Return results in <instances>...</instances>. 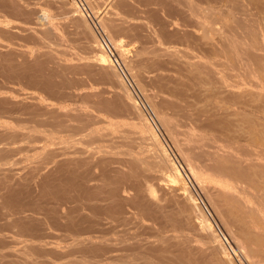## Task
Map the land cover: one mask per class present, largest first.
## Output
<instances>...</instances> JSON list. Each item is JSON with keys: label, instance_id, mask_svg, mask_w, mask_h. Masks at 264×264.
Instances as JSON below:
<instances>
[{"label": "bare ground", "instance_id": "1", "mask_svg": "<svg viewBox=\"0 0 264 264\" xmlns=\"http://www.w3.org/2000/svg\"><path fill=\"white\" fill-rule=\"evenodd\" d=\"M54 1L61 4L65 3V0ZM108 1L110 3V0ZM113 1L112 4L115 7L124 8L128 12L137 11L139 6L142 7L143 10L141 11L147 13L148 17H145L144 22H133L134 24L131 26L136 25V29L137 26L146 27L145 29L147 30L144 32L151 30L150 37H153V35L158 36V40H160V31L164 32L169 26H172L174 28L173 31L181 28L184 32L182 31L183 33H180L181 35L179 36V34L175 33L176 30L172 32L170 29L171 33L169 35L166 33L169 39L170 37H179L188 40L190 37L192 38L191 34L193 33L191 32H194L192 28H195L201 30L202 33L196 37L197 41L210 39L220 44V48H211L210 52L213 56L233 55L232 60H234L235 64L231 60H228L230 64H220L214 60L213 56H207L205 52L203 53L200 50L198 55L188 54L187 51L184 52L183 49L176 48V46L167 45L166 47L163 46L164 48H160L159 44L162 40L158 41L160 42L158 44L160 49L154 50L151 48L153 51L149 49L151 54L153 52L152 56H154L153 58L151 57L152 62L156 63L159 56H163L167 58V62H172L178 66L179 76L174 78V80L172 78L166 79L167 83L165 82V84L160 81L159 75H145L149 70L141 58L149 52L145 49L135 53L139 57L136 55L137 58L134 61L124 62V64L134 70L132 77L135 84L143 92L144 97L148 100V105L155 112L165 132L174 142L189 174L193 178L198 179L206 171H210L211 174L225 177L231 181L228 184L229 188L225 184L224 186H213V189L209 187L212 189L211 191L203 184V180L198 179V183L204 187L205 195L212 202L219 215L228 226L233 228L234 239L241 251L245 254H250L248 255L249 257L251 255H260L264 258V142L258 141L259 144H263H261V147H256L255 145L258 143L249 140V137L243 139L244 136L253 133L250 127L254 125L260 126L262 123L258 121H264V95H262L264 92L259 94L252 92L256 90H248L246 87L250 86L264 91V0H195L194 3L188 0L176 1L188 7L186 12L189 15L192 14V16L197 17L191 22L186 19H180L181 23L178 25L176 24L178 19L175 16L176 12L172 1ZM73 4L76 5L74 0ZM30 5H34V3L31 4V0H0V11L6 12L5 15L25 16L26 21H24L27 24L42 26L48 18L45 14L46 11L43 10L41 12V10H37L33 6L30 7ZM71 5H68L70 6L68 10L64 8L66 15L69 13L72 15L74 12L80 11V9L76 11L77 5L73 6L74 8L76 7L75 9H71ZM149 5H155V7H150ZM94 6L92 8L97 9ZM93 17L94 19L97 18V24L99 23L104 30L107 29V31L105 30L107 33L109 32L108 29L114 33L127 31L130 26L126 27L118 22L116 24V19L98 15L96 12ZM121 17L120 20L122 19ZM137 17L136 19H138ZM70 19L72 23L74 20L76 23L79 22L81 28L85 30L87 42L89 43H87L88 49L90 50L87 49V46L86 49L91 51L88 53H92L91 61L84 62L81 66L64 67L57 59V54L63 53L58 49H52L40 37L42 32L44 35L45 28L32 27L29 36L40 45L39 47H49L50 50H37L38 56L36 58L32 60L24 59L21 62L16 60L17 54L21 53L20 51L17 53L12 48L5 52L0 51V75L9 79L8 82L16 80L23 83V80L26 79L27 82L25 81L24 85L21 84L22 86H28L30 90L31 88L44 90L50 96H69L72 98L75 95V98H80V102H82L81 98L83 97L81 93L75 94L66 90L71 89L76 84H74L76 82L74 79L65 75L66 72L76 73L81 70L90 74L99 73L105 79H109L112 76L115 86L120 88V91L114 92V96L110 101L93 100L89 103L87 100V103L85 102L86 105H83L85 104L83 103L82 106L78 105V108L75 106L77 119L83 123L79 126L67 124V119L61 117L59 112L52 107V110L44 111L47 116L46 125L50 128L39 131L36 127H33L29 133L21 134L20 140L28 143L26 148L21 150L32 152L25 159L28 157L38 158L40 156L42 160L25 174L26 178L22 175V180L20 177L16 178L14 176L15 173H13L15 165L19 163V161L13 160V156L18 151V148L13 146V144L17 142L20 134H18L17 130H13V132L6 130L7 132L5 133L0 132V174L3 176L0 180L1 185H3L0 188V190H3V192H0V220L5 219L4 223H0V231L8 230L16 236H26L30 241L33 239L38 240L42 245L49 244L44 239L55 237L56 232L62 234L69 232L77 236L83 235V238L74 240L75 245H80L79 248L82 254L79 259L73 261L74 264H227L224 259L216 255L219 248L217 245L219 241L218 235L213 232L210 223L204 218L203 212L198 208L194 196L187 191L186 185L182 181L179 167L166 154L155 133L148 125L144 124L139 106L122 83L115 64L113 65L115 60L110 58L103 47L104 45L97 39L95 32H93L90 24H88L81 13L71 16ZM14 21L12 22L11 19L7 18L1 19L0 17L1 36L4 33L9 39L14 38L13 35L22 28H19ZM127 22L129 24V20L126 21L125 19L124 23ZM187 28H191V32ZM139 30L141 29L139 28ZM128 31L130 33V30ZM177 31L179 32V30ZM38 33H40V36H38ZM109 34H106L107 37L111 36ZM109 38L110 41H107L112 43L110 45L114 47L116 40ZM120 43L122 42H116L114 49H117V46H121ZM125 51L122 52L124 53ZM7 55L15 57L12 58L10 56L11 58H7L5 57ZM121 58L124 61L127 60L125 56ZM192 58L197 60L189 61ZM147 59L150 61V57H147ZM231 71H236V73H230ZM56 78H59V80H56ZM237 78H240L242 82L240 79L236 80ZM152 81H155L158 87L156 93L161 91L160 88L164 86L166 92L173 98L183 102L184 106L182 107L176 100H162L163 105L154 102L155 94H146L147 92L145 91L148 85L153 83ZM239 86H243L245 90H237L236 88ZM6 88L8 89L9 87ZM147 91L149 92V90ZM247 95L258 99V106L262 109L261 116L251 114L252 112L250 113L242 108ZM8 99L7 96L0 94V122L19 124L21 123V110L27 106L23 100L17 101L15 99L23 105L19 108L18 104L15 105L16 102L15 104H13V101V103H10ZM31 100L33 101V98ZM57 102L59 103V101ZM181 111L201 133L191 134L178 131L175 117ZM102 112L109 116L111 120L107 119L108 117L106 119L102 118L100 116ZM118 116H126L143 122L139 132H136L139 135L140 144L136 155H133L132 151H120L118 149L120 145L113 142L105 146H100V144L95 148L92 147L93 149L90 148L91 150L87 149L89 143L96 142L95 140L98 141L101 137L110 135L114 129L104 127L90 129L87 134L83 135L85 138L88 137L87 140L84 137L79 139L73 137L77 132L84 131L85 128H81L85 126L100 123L116 126L117 121L114 118ZM57 126L61 127V129H57ZM121 131L127 132L128 130L122 129ZM61 132H65L67 134L66 137L61 138L57 135ZM177 134L184 136V143L181 144L183 139L179 140L176 138ZM79 137H81L80 134ZM222 139L227 144H224V141L222 143L224 145L217 144L220 140L222 142ZM239 140H243V142L251 141L248 142L251 147L249 148L246 145L247 143L240 145L238 143L240 142ZM189 142L199 143L198 147L201 148V151L197 155L193 154V146ZM36 143H42L43 145L37 146ZM58 143L63 145L61 150H56L55 147L52 148ZM77 144L84 147H77ZM205 146L211 150L202 149ZM120 154L129 157L119 158L118 155ZM195 159H198V164L195 163ZM48 164L53 166L50 169L51 172L46 171V173H49L46 175L42 174L43 177L38 179L36 188H30L29 186L32 185L31 180ZM95 168L99 169L98 173L94 172ZM53 173L57 174V176L54 174L56 177H51ZM97 180L100 182L98 186L89 184L91 181ZM54 181L58 183L56 182L55 185H52ZM29 183L31 184L29 185ZM27 184L28 186H25ZM21 185L25 186L24 190ZM21 187L22 189H20ZM128 190L131 193H128ZM124 193H128V195ZM25 196L30 198L27 203H24L26 201L23 202ZM70 199L77 202L72 204ZM93 199L105 200L107 203H91ZM128 206L134 209V213H130H132L133 217L135 216V219L137 218L136 223L139 225L143 219H149L152 224L147 227L152 230L157 229L161 232L165 230L176 231L181 227H186L190 231L197 233L206 229L207 235L204 237L205 247L202 249L191 248L189 245L190 238L187 236H181V238L171 236L167 238L160 234L157 236L156 241H146L142 244L137 241L136 244H141L139 247H142V250L124 257H116L113 254L116 251L115 242L113 243L111 238L105 237L108 232L104 230V225L110 220L127 222L128 217L126 215L129 212L126 209ZM148 223L143 222V225L145 224L146 226ZM108 224L107 228L110 227V224ZM153 224L157 226L155 227ZM145 231L143 233H146ZM96 238L98 241L95 240ZM127 240L126 238H121L117 241L123 244L127 243ZM17 242L23 243V241ZM17 242L14 244H17ZM9 243H0V247ZM31 245V242L26 243L24 247H30ZM219 245L225 248L222 243H219ZM36 248L41 249L42 247L41 245L32 247L33 250H36ZM255 261L253 263L257 264ZM18 262L20 263V261Z\"/></svg>", "mask_w": 264, "mask_h": 264}, {"label": "rangeland", "instance_id": "2", "mask_svg": "<svg viewBox=\"0 0 264 264\" xmlns=\"http://www.w3.org/2000/svg\"><path fill=\"white\" fill-rule=\"evenodd\" d=\"M131 1L133 2V0H131ZM166 1H172L173 4H174V10L176 12L175 16L178 19V21L176 22L177 25L179 23H181L180 19H186L188 22H191L193 19H197V17L192 16V14L189 15L186 12V11H188V7L183 6L182 4L176 2V1H180L181 2L183 0H166ZM188 1L191 2V3L192 2L194 3L195 0H188ZM47 2H48V4H46ZM74 2L77 5L76 11H79V9H80L79 12L83 15L85 20H87L88 24H90V27L93 29V32H95V36L97 37V39H99L100 43H102V45H104V43L102 41L104 39L107 42V44L109 45L110 53L106 49L105 45L103 47L106 49V51L109 54L110 58L115 60V62L113 61V65L115 64V68L117 69V71L119 73V76H120V79L122 80V83L126 87L127 91L133 96L134 101L136 102V104L139 106V108H140V110L142 112V115H143L144 124L148 125L149 128L155 133V135L158 138L159 143L165 149L166 154L179 167L182 181H184V183L186 185V188H187V191L190 192V190L188 189L189 187H188V185H187V183L185 181L184 174H183V171H182L181 167L184 168V170L188 174H189V171L187 170V167L185 166V162L183 161V158L181 157V154L179 153V151L176 148V146H175L174 142L172 141V139L165 132V130H164L163 126L161 125V123H160L157 115L155 114V112L148 105L149 104L148 100H146V98L144 97L143 92H141L139 90V88L137 87V85L135 84V81H134V79L132 77V72H134V70H131L130 68H128L124 64V62L134 61L137 57H139L135 53L136 52L138 53V51H140L142 49H145L146 51H149L148 53H150V50H152V49H154V50L156 49L157 50V49H160V48H164L167 45L171 46V47H175L176 46V48H181V50L183 49L184 52L187 51L188 54L198 55L199 54L198 51L200 50L203 53L205 52V55H207V56H213V54H211V52H210L211 48H216V47L220 48L221 47L220 44L217 43L216 41H212L210 39H201V41L200 40L197 41L196 37L201 35L202 33H201V30H197L195 28H192V31H194V32L190 31L191 28H187V30L189 29V31L191 33H193V34H191L192 38L190 37V39H188V40L181 39L179 37H173V38L170 37V39H169L168 35H169V33H171L170 31L174 32L176 30L175 33L179 34V36L184 32L183 30H181V28L180 29H175L173 31L174 28L172 26H169L168 29L166 31H164V32L160 31V33H161L160 36L163 37V38L160 37V40H158L159 39L158 36H154L153 35V37H150L149 34H150L151 30H149L147 32H144V31L147 30V29H145L146 27L137 26V29H136V25H134L135 28H134V26H131V25H133L134 23H137V22L138 23L139 22H144L145 17L146 16L148 17L147 13L141 11V10H143V8L140 7V6L138 7L137 11L135 10L133 12L132 11L128 12L124 8L122 9L121 7H115V5L112 4L114 2L113 0H110V3H109L108 0H74ZM32 3H34V5H30V7L33 6L37 10H41V12H43V10L46 11L45 14L48 17L47 21H45L42 24V26L36 25V24L32 25L31 23L27 24L25 22L26 21L25 20L26 19L25 16L13 15L14 16L13 17V16H10V14H6L5 15L6 12L4 13V11H0L1 19L2 18L11 19L12 22L15 20L14 21L15 24L17 26H19V28L22 27L21 29H19L15 33V35H13L14 38H10V39H9V37H6L7 35H4V33H2V36H1V32H0V51L5 52L6 50H9V48L10 49L12 48V50L17 52V53L20 51L21 53L17 54L16 60L18 62H21L24 59L32 60V59L36 58L38 56L37 55V50H39V51L40 50H46V49L50 50L49 47H44V48L39 47L40 45L37 44L36 41L33 40L29 36L30 33H31L30 30H32V27H35V28H38V29L39 28H45L46 31H45L44 35H43V32H42L41 36L39 35L40 33H38V36L42 37V39L45 40L46 43L49 46H51L52 49H58L59 51H61L63 53V54H57L58 55L57 59L60 62V64L63 65L64 67L72 68L74 66H79V65L81 66V64H83L84 62H88V61L92 60V58H91L92 53H88V52H91V51H88L90 49H88V44L89 43L87 42L88 39H87V37L85 35L86 34V32H84L85 30L83 28H81L79 22H78L79 23L78 24V23H76L75 20L74 21L72 20L74 25H73L72 22H70L71 16L79 15L80 13L79 12H77V13L74 12L75 14L73 13L72 15H70L71 13H69L68 15H66L64 13V12H66V10H68L70 8V6H68V5L72 4L71 5V7H72L71 9L74 8L73 6H76V5L73 4V0H65L64 4H61V3L57 2V1H54V0H52V1H47V0H33L32 1L31 0V4ZM67 3H68V5H67ZM90 3H91V5H90ZM93 5H95L94 7L97 8V9H93L92 8ZM66 6H67V8H66ZM149 6L150 7H155V5H149ZM122 10H124V11L122 12ZM125 11H126V13H125ZM95 12L98 15H101V16L105 15L106 17H110V18L116 19V21H115L116 24L118 22L119 24H122V25H124L126 27H128V25H130L129 28H128V30H130V33H128L129 32L128 30L127 31H119L118 33H114L113 31H111L109 29H108L109 32L107 33L106 32L107 29H105L106 30L105 31L104 28H102V26L99 23L97 24V18L94 19L93 16H94ZM111 13H112V15H111ZM130 13H133V14H130ZM117 15H119V16H117ZM19 16H20V18H19ZM121 16H123L126 19V21L129 20V24H128V22L124 23L125 19L123 17H121ZM135 16L136 17L138 16L137 17L138 19H136ZM143 16H144V18H143ZM8 17H10V18H8ZM11 17H13V18H11ZM120 17L122 18L121 19L122 21L120 20ZM142 18H143V20H142ZM20 19H22V20H20ZM140 19H141V21H140ZM117 20H120V21H117ZM92 21H93L94 24L95 23L96 24L94 25L92 23ZM29 25H30L31 28L29 27ZM76 26H78V27H76ZM139 28L141 30H139ZM142 29H144V30H142ZM148 29H150V28H148ZM136 30H139V31L135 32ZM177 30H179V32ZM24 31H26V32H24ZM140 32H141V34H140ZM22 33H23V35H22ZM109 33L111 34V36L107 37V35ZM166 33L168 35H166ZM3 35L5 36V38H4ZM21 35H22V37H21ZM112 35H113V37H112ZM162 35H164L165 37L162 36ZM15 36H16V38H15ZM109 37H111V39L114 38V40H116V42H119V41L122 42V43H120L121 46H119V47L117 46V49H114V47H116V42L114 43V47L112 45H110L112 43L109 42L110 41ZM155 38H157V39H155ZM107 40H109V41H107ZM33 41L35 42V44H34ZM158 41H161V43L158 42ZM159 43L161 45L163 43L164 44L161 46ZM156 44H157V46H156ZM158 44H159L160 48H158L159 47ZM86 46H87L88 50L86 49ZM121 50L122 51L126 50V51L123 53ZM118 53H120V55H118ZM148 53L145 54L144 57L143 56L141 57L143 62H145V65L147 66V68H149V70L145 73L146 76L159 75L160 76V81H162L163 84H165V82L167 83L166 79H168V78L171 79L172 78L174 80V78H177L179 76L178 66L176 64H173L172 62H167L166 61L167 58H165L163 56H159L158 61L156 63H153L152 60H151L154 57V56H152L153 52H152V54L150 53L151 56ZM3 54H2V56H3ZM136 55H137V57H136ZM10 56L11 55H7L5 57H7V58H11V57L14 58L15 57L13 55L11 57ZM120 56L123 57V58L125 56V59H127V60L130 59V60L124 61V59H122ZM119 57H120L121 60L119 59ZM145 57H146V59H145ZM147 57H150V61H148L149 59H147ZM213 57H214V60H216L220 64H230V62H228V60H231L232 63H234V60H232V57H233L232 54H228V55L224 54V56L223 55H217V56L214 55ZM195 60H197V59L196 58L189 59V61H191V62H193ZM230 73H234L235 74L236 71H231ZM65 75H68L69 77L74 79V81H76V82H74V84L76 83L75 85L77 86L76 87L74 85L71 89H66V90L70 91V92H73L75 94L76 93H81L83 95V97H82L83 99L81 98L82 102L79 101L80 100L79 97L75 98L74 97L75 95H73L72 98L69 97V96H62V97L55 96V95H51L50 96L47 92H44V90H41V89L31 88V90H30V88H28V86H25V87L22 86V85L25 84L24 82L26 81V79L23 80V83L17 82L16 80H10V82H8L9 79H7L6 77L0 75V94L3 95V96H7L9 98L8 100H10L9 101L10 103L13 101L14 103L13 102L12 103L15 104V102H16L15 105L18 104L19 108H21V106H23V105H21L20 103L17 102V101H20V100H23L25 102L26 106H27L25 108H22L23 112L21 110V114H22V115L20 114L21 123L15 125L14 123L0 122V123H2V124H0V132L5 133V132H7L6 130H8V132H13V130H15V131L17 130L18 134H20L19 139L17 140V142H15L13 144V146L18 148V151L13 156V160L19 161V163L15 165V169L13 171V173H15L14 176L16 178L20 177V179H21L22 175L24 176V178H26L27 176H25V174H27L33 167H35L36 165H38L40 163V161H42L40 156L38 157L39 160H38L37 157H30V158L28 157L27 159H25L27 156L31 155L32 152H26L24 150H21L23 148H26V145H28V143L26 141H24V140L21 141L20 138H21V134L29 133L30 129L33 128V127H36V129L39 130V131L50 128L48 125H46L47 123L45 122L46 118H47V116L44 114L45 112L52 110L51 109V107H52L54 110L59 112V115L61 117H64V118L67 119V121H66L67 124H70L72 126H79V125H82L83 123H82V121L79 122V119H77V116H76L77 111L75 109V106H76V108H78L79 107L78 105L82 106V104L85 103L87 100L89 101V103H90V101H93V100L94 101L100 100V101H105V102L106 101H110L113 98V96H114V92L120 91L119 90L120 88L115 86V83L113 81L114 78H112V76H110L109 79H105V78L101 77L99 73L90 74L88 72H84V71H81V70H79L76 73H74V72H69V73L66 72ZM4 78L6 79V82H5ZM239 79L237 78L236 80H239ZM56 80H59V78H56ZM241 82H242V80H241ZM2 84H4V85H2ZM155 85H156V82L154 81L153 83H150L148 85V87L146 88V90H145L147 92V93L145 92L146 94H151V95L155 94V96H154L155 98H153L154 102L162 104V102H163L162 100H165V101L176 100V101L179 102V104L182 107L184 106L183 102H181L177 98H173L170 94H168L166 92V88L164 86H162V88H160L161 91H158L156 93L158 87H157V85L156 86ZM2 87L3 88L5 87L4 90H3ZM6 87H9L10 89L9 88L7 89ZM246 87H247L248 90L249 89L250 90H256V91H252V92H257L259 94L264 92L263 90H260V89L257 90L255 88L250 87V86L249 87L246 86ZM236 89L237 90H243V89L245 90V88L243 86H239ZM147 90H149V92ZM262 95H264V93ZM30 96H33V97H30ZM245 97H246V99L244 101L245 104H243L242 108L248 110L250 113L252 112L251 114H254V115H257V116H259V115L261 116L262 115V109H260V107L258 106V99L254 98V97H252L250 95H247ZM32 98H33V101L31 100ZM68 98H70V99H68ZM63 99H66V100H63ZM160 100H161V102H160ZM57 101H59V103ZM27 102H29V103H27ZM31 103H32V105H31ZM86 103L83 104V105H86ZM218 103H219V101H218ZM36 104H37V106H36ZM35 106H36V108H35ZM17 108H18V106H17ZM58 109H59V111H58ZM35 110H36V112L38 114L35 112ZM165 110H167V109H165ZM192 111H191V113H192ZM60 112H61V114H60ZM168 112L170 113L169 109H168ZM23 113H24V115H23ZM33 113H36L37 115L33 114ZM68 114L69 115L73 114V115H70V117H68L69 116ZM74 115L76 116V118H75ZM105 115L106 114H104L102 112L100 116L102 118H104V119H106L107 117H108L107 119H110L109 116H107V115L105 116ZM170 118H171V116H170ZM35 119H36V121H35ZM114 119H115V121H117V125L116 126H110V125H107V124H104V123H102V124L100 123V124H96V125L94 124L92 126H87V127L85 126V127L81 128V129L85 128L84 129V131L86 130L85 132L83 130H81V132L80 131L77 132V134H75L73 137L77 138V139L83 138V137L85 138V136H83V135L87 134L88 133L87 131H89L90 129H94V128L95 129H99V128L104 127V128H108V129H114L110 135L103 136V137L100 138V140H98V141L95 140L96 142L89 143V147L87 149H90V148L93 149V148L99 146L100 144H101L100 146H105V145L113 142V143H115L117 145H120V147L118 148L120 151H123V152L132 151L133 155H136V153L138 152V148L140 146L139 140H138V136L139 135L136 132H139V130L141 129V124L143 122H141V120L139 121L138 119H132V118H128L126 116H118V117H116ZM175 119H176V121L175 120L174 121L178 124L177 125V129H178L179 132H182V133L186 132V133H191V134L201 133V132H199V130H197L195 128L193 122H191L187 118V116L183 115V111H181V113L178 116H176ZM258 122L262 123V125H260V126L254 125V126L250 127V130H252L253 133L249 134L247 136H244V138L243 137L242 138L245 139V138L249 137V140H253V142H257L258 143V144L256 143L258 145V146L255 145L256 147H261V144H263V143L259 144L258 141L264 142V133H263V131H264V121H260L259 120ZM43 126H45V127H43ZM56 128L57 129H61V127H59V126H57ZM122 129H127L128 131L127 132H122L121 131ZM79 134H80L81 137H79ZM57 135L59 137L63 138V137H66L67 134L65 132H61V133H59ZM87 138L88 137H86L85 139L87 140ZM176 138L179 139V140L183 139V140H181V144L184 143V136L182 134H177ZM101 139H102V141H101ZM223 141L224 140L222 139V142L220 140V141H218L219 143L217 142V144L220 145V144L225 142V141L224 142ZM239 141L240 142H238V143L240 145H243V144L247 143L246 145H248L249 148L251 147L248 144V142H251V141H247V142H245V141L243 142V140H239ZM179 143H180V141H179ZM189 144L191 146H193L192 151H193L194 155H197L201 151V148L198 147L199 143H191V142H189ZM224 144H227V142H225ZM224 144H222V145H224ZM36 145L37 146H41L43 144L42 143H36ZM61 146L63 147L62 143H58V144H55L52 148L55 147L56 150H58V149L61 150L62 149ZM76 146L77 147H84V146H82L80 144H77ZM202 149L208 150V151L211 150L207 146L203 147ZM138 156H141V155H138ZM118 157L119 158H128L129 156L120 154V155H118ZM56 159H58V158H56ZM195 160H194L195 163L198 164L199 163L198 159H195ZM44 167L46 169L45 168L41 169L40 172H39L40 174L38 173L36 175V177H34V179L31 180L33 186L30 185L31 183H29V185H30L29 187L30 188H32V187L36 188V184L38 182V179L42 178L43 175H46L47 173L51 172L50 169L53 166L51 164L50 165L48 164V165H45ZM46 171H49V172L46 173ZM97 171L99 172V169L95 168L94 172L98 173ZM54 174L55 173H53V175L51 177H56L57 176V174H55L56 176ZM209 175L210 176L213 175L214 177L212 176V178H210ZM190 177L194 181V185L196 186V189L198 190L200 195L203 197L204 201L207 203L209 209L211 210L212 214L214 215V217H215L216 221L218 222L219 226L221 227V229L230 238V240L233 243V245L242 253V255L249 262V264H254L253 261H255V259H256L255 262H257V264H264V263H262L264 261V258L262 256H260V255L259 256L258 255L254 256L253 255L255 257L254 258L251 255L249 257L248 255H250V254H245V253H243L241 251V249L238 247V243L234 239V232L232 230L233 228L228 226L225 223L224 219L219 215V213L217 212L216 208L213 206L212 202L205 195V191L203 189L204 187L200 186V184L198 183L199 182L198 179L203 180V184L206 185V188L212 187V189H213L214 188L213 186H220V185L224 186L225 184H226L225 186L228 187V184H230L231 181L228 180L225 177H221L220 176L221 179L223 180L222 181L219 176L211 174L210 171H206V173H204L203 175L199 176L198 179L197 178H193L191 175H190ZM218 177H219V179H217ZM2 178H3V176L0 174V180ZM55 180H57V179H55ZM57 181H54L53 184L52 183L51 184L55 185ZM228 181H229V183H228ZM219 182H220V184H219ZM222 182H224V183H222ZM89 184L93 185V186H98L100 184V182L98 180L97 181H91ZM21 186L23 187V190H24L25 189L24 187L28 186V184L25 185V186H23V185H21ZM1 187H3V185H1V183H0V188ZM22 187L20 189H22ZM210 189L211 188H209V190ZM212 189H211V191H212ZM0 192H3V190L1 189ZM52 192H54V191H52ZM127 192L131 193L130 190H128ZM128 193L127 194L124 193V194L128 195ZM190 193L192 194V192H190ZM24 201H26V202H24ZM27 201H30V198L25 196L23 198V202L27 203ZM70 202H72V204H74L77 201L70 199ZM91 203L103 204V203H107V201H105V200L101 201L99 199H93L91 201ZM67 205H69V204H67ZM126 211L129 212L126 215L128 217L127 222L123 223L121 221L117 222L116 220L115 221L114 220H110V222L108 221L109 224H110V227H108L109 229L107 228L108 222H107L106 225H104L105 226L104 230L108 232V234L105 237L111 238L112 242L113 243L115 242L114 246H115V250L116 251H114L113 254L116 257H118V258L124 257L126 255H130L132 253H135L137 251L142 250V247H139L142 243H144L146 241H156L157 240V236L160 235V234H162L164 237H167V238H170L171 236H175L177 238H181V236H187V237L190 238V244L189 245L191 246V248L202 249V248L205 247L204 237L207 235V230L206 229H204L201 232H197V233H195L193 231H190L186 227H181L179 230H176V231L165 230L164 232H161L160 230H157V229H155V230L153 229L152 230V229H149V227H147L149 224H152L151 220L143 219L141 221L142 223H140L138 225V223H136L137 222V220H136L137 218L135 219V216L133 217V215H132V213H134V209H132V208H130L128 206ZM130 212H132V213H130ZM204 218L209 222V220L206 218L205 215H204ZM111 221H113V222H111ZM146 221L149 222V223L145 226V224L143 225V222L147 223ZM4 222H5V219L0 220V223H4ZM210 225H211V223H210ZM141 226L142 227L144 226V227L142 228ZM153 226L156 227L157 225L153 224ZM111 227H113V228H111ZM211 229L214 232V229L212 228V226H211ZM141 230H142V232H141ZM149 230H150V232H149ZM144 231L146 233H143ZM83 237H84L83 235L77 236V235H74V234L69 233V232H64L63 234L60 233V232H56L55 237L45 238L44 239V241L49 242V244L42 245L38 240L33 239V240L30 241V239L28 237H26V236H20L19 237V236H16L11 231L2 230V231H0V243H5V242H10V243L5 245V246H3V247H0V264H74L73 261L76 260V259H79L81 257V255H82L81 254V250L79 248L80 245H75L74 244V240L75 239H81ZM121 238H126V240L128 239L126 241L127 243H123V244L120 243V242L118 243L117 240H119ZM95 240L98 241L97 238ZM17 241H23V243H21V242L19 243ZM137 241H139L141 244H136ZM13 242L14 243L17 242V244H14ZM30 242L32 243V245L30 247H24V244L30 243ZM219 243H221L220 239L217 242V245H218L219 248L217 249L216 255L219 258L224 259L227 264H235L233 262L232 258L230 257L229 253L226 251V249L222 248L219 245ZM35 245H41L42 248L41 249H37L36 248V250H33L34 248L32 249V247L35 246ZM258 259H260V260L258 261ZM261 259H263V260H261ZM18 261H20V263Z\"/></svg>", "mask_w": 264, "mask_h": 264}, {"label": "built area", "instance_id": "3", "mask_svg": "<svg viewBox=\"0 0 264 264\" xmlns=\"http://www.w3.org/2000/svg\"><path fill=\"white\" fill-rule=\"evenodd\" d=\"M102 41H103L106 49L110 53L109 45L107 44V42L104 39ZM181 169L183 171L185 181L189 187L188 189L190 190V192H192V194L196 200V204H197L198 208L203 212V214L206 216V218L211 223V226L214 229V232L218 235L222 245L225 247L226 251L229 253L233 262L235 264H249V262L244 258L242 253L233 245L230 238L225 234V232L219 226L214 215L212 214L211 210L209 209L207 203L204 201L203 197L200 195V193L196 189V186L194 185V181L192 180L190 175L184 170V168L181 167Z\"/></svg>", "mask_w": 264, "mask_h": 264}]
</instances>
